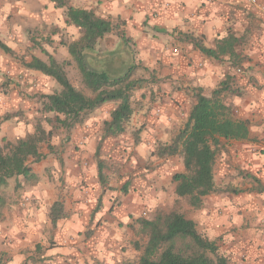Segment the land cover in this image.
Returning a JSON list of instances; mask_svg holds the SVG:
<instances>
[{
	"label": "clouds",
	"instance_id": "1",
	"mask_svg": "<svg viewBox=\"0 0 264 264\" xmlns=\"http://www.w3.org/2000/svg\"><path fill=\"white\" fill-rule=\"evenodd\" d=\"M0 160V264H264V0H0Z\"/></svg>",
	"mask_w": 264,
	"mask_h": 264
},
{
	"label": "trees",
	"instance_id": "2",
	"mask_svg": "<svg viewBox=\"0 0 264 264\" xmlns=\"http://www.w3.org/2000/svg\"><path fill=\"white\" fill-rule=\"evenodd\" d=\"M92 27L93 28H95V27H97L96 25H92ZM30 67L31 66H38V67H42V65H39V63H37L36 65H29ZM129 87H131V85H129ZM57 103H59V101H57ZM124 110L126 111L127 110V104L125 103V106H124ZM209 113L207 112V111H204L202 114H200V119L201 120H203V121H205V122H207V120H208V118H209ZM121 118V113H117V125H116V127L114 128V129H112L111 131H110V134H112V135H115L116 134V132H119V131H123V129L119 126V123H118V121H119V119ZM243 131V129H241V132ZM194 136H196V134L194 133ZM196 138L198 139L199 137L198 136H196ZM23 147H27V145H24ZM189 152H190V154L191 155H193V156H196L197 154L195 153V151H194V145H191V146H189ZM209 154L207 153V150L205 149V152L203 153V154H200L199 155V160L201 161V162H203V160H204V158L206 157V156H208ZM4 164V161H2V160H0V166H2ZM99 168H100V170H101V176H102V166H101V164H99ZM23 173H24V175H25V179L26 180H30V179H32L33 177L31 176V171H30V169H24L23 170ZM206 175H207V170L206 169H202L201 170V172H200V174H199V176L198 177H196V179H195V183H203L204 182V180H205V177H206ZM101 178V177H100ZM177 179H180V177H177ZM3 181L2 180H0V183H2ZM186 187H188V188H191V185H187ZM61 207L60 206H57V208L54 210L57 214H59L60 212H61ZM176 227L178 228V229H180V228H185L186 226L185 225H183V224H180L179 222H177V224H176ZM166 238H169V237H162V239H166ZM213 251H215V249L213 248ZM0 260H1V255H0ZM202 264H208V262L207 261H203L202 262ZM219 264H226V262L223 260V259H221L220 261H219Z\"/></svg>",
	"mask_w": 264,
	"mask_h": 264
},
{
	"label": "crops",
	"instance_id": "3",
	"mask_svg": "<svg viewBox=\"0 0 264 264\" xmlns=\"http://www.w3.org/2000/svg\"><path fill=\"white\" fill-rule=\"evenodd\" d=\"M211 54V53H210ZM77 151H78V149H76ZM98 152H99V149H98ZM101 164V166L103 167V162H101L100 163ZM129 184H130V181H129ZM129 184H125L123 187H122V189H121V191H123V192H125V193H127V189H128V187H129ZM19 182H17V187L19 188Z\"/></svg>",
	"mask_w": 264,
	"mask_h": 264
},
{
	"label": "rangeland",
	"instance_id": "4",
	"mask_svg": "<svg viewBox=\"0 0 264 264\" xmlns=\"http://www.w3.org/2000/svg\"><path fill=\"white\" fill-rule=\"evenodd\" d=\"M104 168H105V164H103V167H102V176L100 178L102 182L104 181V175H103ZM0 255H1V260H2L3 259V255L2 254H0Z\"/></svg>",
	"mask_w": 264,
	"mask_h": 264
}]
</instances>
